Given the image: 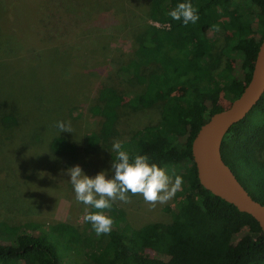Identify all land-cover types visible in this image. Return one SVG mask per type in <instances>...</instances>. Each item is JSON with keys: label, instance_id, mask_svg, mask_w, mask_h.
<instances>
[{"label": "trees", "instance_id": "obj_1", "mask_svg": "<svg viewBox=\"0 0 264 264\" xmlns=\"http://www.w3.org/2000/svg\"><path fill=\"white\" fill-rule=\"evenodd\" d=\"M180 3H191L197 10L195 24L185 26L183 20L171 18L169 13ZM84 14L78 12L75 20L84 19ZM148 16L153 24L145 25L136 36L133 56L112 74L111 84L96 89L91 112L102 124L87 139L94 149L118 135L124 83L143 88L132 94L133 109L162 104L158 126L137 131L123 146L130 157L147 155L150 163L183 178L175 208L165 209L172 213L173 222L151 223L130 233L112 228L109 234L86 239L70 225L59 224L55 229L61 231L66 246L81 244L77 254L84 264H264V232L259 223L201 185L192 153L201 127L229 108L250 82L264 38V0H151ZM225 21L238 32L216 55L213 26L225 29ZM224 57L250 64L246 71H231L222 67ZM6 122L16 124V119L5 116ZM50 148L59 155L78 150L65 136L55 137ZM263 153L264 96L230 129L222 144L223 160L249 194L264 205ZM90 211L97 210L91 207ZM105 214L128 227L114 205ZM88 229L93 232L92 227ZM0 241L5 242H0V264H59L52 243L26 233L21 226L0 222ZM129 250H148L154 256L137 258Z\"/></svg>", "mask_w": 264, "mask_h": 264}, {"label": "rangeland", "instance_id": "obj_2", "mask_svg": "<svg viewBox=\"0 0 264 264\" xmlns=\"http://www.w3.org/2000/svg\"><path fill=\"white\" fill-rule=\"evenodd\" d=\"M150 4L151 0H0V222L47 239L59 264H84V258L77 254L81 244L66 246L56 225H70L84 239L98 237L84 220L85 208L91 213V207L76 201L68 169L79 165L90 178L104 172L112 179L113 142L126 141L160 122L163 105L133 109L132 94L143 88L124 83L118 135L94 149L88 146L89 133L102 124L91 112L96 89L111 84L112 74L133 56L136 36L153 24ZM80 11L84 19L76 21ZM223 25L227 27L220 26L213 36L216 55L238 32L227 21ZM249 64L224 57L222 67L240 72ZM5 116H13L16 124L3 123ZM58 121H70L73 132L60 133ZM57 136L76 143L75 154L54 153L50 144ZM176 194L153 208L141 195L129 193L131 203L114 204L128 227L119 221L112 228L130 233L151 223L171 224L172 213L165 209L175 208ZM129 253L154 256L148 250Z\"/></svg>", "mask_w": 264, "mask_h": 264}, {"label": "clouds", "instance_id": "obj_3", "mask_svg": "<svg viewBox=\"0 0 264 264\" xmlns=\"http://www.w3.org/2000/svg\"><path fill=\"white\" fill-rule=\"evenodd\" d=\"M169 15L174 20H183L185 26L199 20L197 10L191 3L178 4ZM213 28L219 31L218 26ZM55 127L60 133L73 132L70 121H58ZM111 152L116 153L111 165L112 179L106 178L107 173L104 172L90 178L79 165L68 169L76 201L97 210L89 213L86 207L84 220L91 223L98 236L111 232L114 220L105 214V210H111L116 202L129 204L131 196L141 195L145 203L154 208L158 203L165 204L172 199L183 183L181 176L175 173L169 175L165 169L150 163L147 155L130 157L122 141H114Z\"/></svg>", "mask_w": 264, "mask_h": 264}, {"label": "water", "instance_id": "obj_4", "mask_svg": "<svg viewBox=\"0 0 264 264\" xmlns=\"http://www.w3.org/2000/svg\"><path fill=\"white\" fill-rule=\"evenodd\" d=\"M264 96V38L260 45L250 82L231 106L213 115L204 124L192 145L198 178L203 187L251 215L264 232V205L255 200L237 179L222 157V144L230 129L258 105Z\"/></svg>", "mask_w": 264, "mask_h": 264}, {"label": "built area", "instance_id": "obj_5", "mask_svg": "<svg viewBox=\"0 0 264 264\" xmlns=\"http://www.w3.org/2000/svg\"><path fill=\"white\" fill-rule=\"evenodd\" d=\"M158 25V24H157Z\"/></svg>", "mask_w": 264, "mask_h": 264}]
</instances>
